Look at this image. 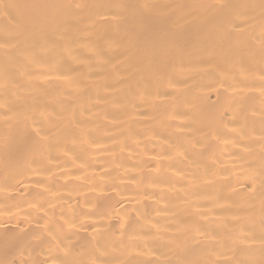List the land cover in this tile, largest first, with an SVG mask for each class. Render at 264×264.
<instances>
[{"label": "bare ground", "instance_id": "obj_1", "mask_svg": "<svg viewBox=\"0 0 264 264\" xmlns=\"http://www.w3.org/2000/svg\"><path fill=\"white\" fill-rule=\"evenodd\" d=\"M0 264H264V0H0Z\"/></svg>", "mask_w": 264, "mask_h": 264}]
</instances>
